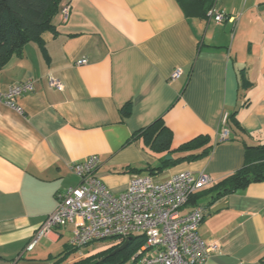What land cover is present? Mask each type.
Masks as SVG:
<instances>
[{
    "label": "crops",
    "instance_id": "1",
    "mask_svg": "<svg viewBox=\"0 0 264 264\" xmlns=\"http://www.w3.org/2000/svg\"><path fill=\"white\" fill-rule=\"evenodd\" d=\"M216 9L229 20L188 18L176 0H63L55 33L0 68L2 90L35 83L17 99L21 112L0 104V264H57L71 248L68 226L28 250L58 195L79 184L72 166L88 157H98L95 176L119 194L135 175L165 182L205 173L215 186L243 167L247 146L264 145V0H218ZM224 113L239 126L231 123L230 140L218 142ZM158 119L173 133L171 151L204 136L211 154L159 171L171 154L133 139ZM216 195L197 203L208 210L198 234L215 247L206 264H264V183Z\"/></svg>",
    "mask_w": 264,
    "mask_h": 264
},
{
    "label": "built area",
    "instance_id": "2",
    "mask_svg": "<svg viewBox=\"0 0 264 264\" xmlns=\"http://www.w3.org/2000/svg\"><path fill=\"white\" fill-rule=\"evenodd\" d=\"M60 15L66 22L70 7H62ZM208 17L220 24L229 20L216 8ZM85 63L82 60L78 64ZM181 75L182 70L177 69L171 80ZM48 83L52 88L63 90L62 83L52 76H48ZM34 90L32 80L7 90L0 89V104L21 112L17 99ZM229 116L228 113L222 116L218 142L230 140ZM99 166L96 156L72 166L79 184L58 195L55 210L45 219L28 250L55 229L72 226L70 246L73 249L81 250L105 240H114L113 244L119 245L135 235H142L145 245L134 257V260L140 257L138 264H206L215 247L206 245L198 230L208 210L204 205H196L187 213L183 211L196 193L213 186L207 174L184 171L165 182H158L149 175H135L123 192L115 194L95 176Z\"/></svg>",
    "mask_w": 264,
    "mask_h": 264
},
{
    "label": "trees",
    "instance_id": "3",
    "mask_svg": "<svg viewBox=\"0 0 264 264\" xmlns=\"http://www.w3.org/2000/svg\"><path fill=\"white\" fill-rule=\"evenodd\" d=\"M63 0H0V68L10 60L21 55L24 47L30 42L43 43V34L55 33L53 20L59 13ZM184 14L188 18L206 19L208 13L216 8L218 0H176ZM235 114L229 116L228 128L231 123L239 126L235 120ZM144 138L149 148L157 153L168 152L174 154H188L177 159L170 155L168 160L162 162L159 171L167 167L178 165L182 162H192L209 156L213 150L209 137H198L176 151H171L173 133L167 128L162 119H158L152 125L137 132L133 139ZM142 173V171H137ZM154 174V170L151 171ZM254 183H264V145L247 146L245 162L241 169L223 179L217 185L196 193L189 201L188 206L195 207L198 201L210 194L226 196L239 192ZM101 241V242H106ZM108 250L76 260L71 264H138L140 257L135 258L138 251L145 245V237L135 235L129 238L128 245L123 251L112 256L119 248L114 245V240ZM94 245V244H93ZM92 246V245H90ZM80 250L69 248L63 257L57 262L62 264Z\"/></svg>",
    "mask_w": 264,
    "mask_h": 264
},
{
    "label": "rangeland",
    "instance_id": "4",
    "mask_svg": "<svg viewBox=\"0 0 264 264\" xmlns=\"http://www.w3.org/2000/svg\"><path fill=\"white\" fill-rule=\"evenodd\" d=\"M161 178V177H160ZM160 181H164L162 178L161 179H159ZM102 244H111V241H106V242H97V243H95L94 245L95 246H100V245H102ZM90 247V246H89ZM88 247H86V248H84L85 250L87 249ZM110 248V247H109ZM109 248H107L106 250H108ZM106 250H101V251H99V252H96L94 255H96V254H99V253H101V252H104V251H106ZM86 253V251L84 252V254ZM94 255H91V256H94ZM81 257V256H80ZM87 257H90V256H87ZM81 259H83V258H81ZM78 260H80V259H78Z\"/></svg>",
    "mask_w": 264,
    "mask_h": 264
},
{
    "label": "water",
    "instance_id": "5",
    "mask_svg": "<svg viewBox=\"0 0 264 264\" xmlns=\"http://www.w3.org/2000/svg\"><path fill=\"white\" fill-rule=\"evenodd\" d=\"M128 241H125L119 248H117L111 255L114 256L117 253H120L121 251H123L125 249V247L128 245Z\"/></svg>",
    "mask_w": 264,
    "mask_h": 264
}]
</instances>
